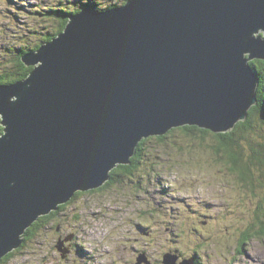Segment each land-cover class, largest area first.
<instances>
[{
	"label": "water",
	"instance_id": "water-1",
	"mask_svg": "<svg viewBox=\"0 0 264 264\" xmlns=\"http://www.w3.org/2000/svg\"><path fill=\"white\" fill-rule=\"evenodd\" d=\"M23 59L30 75L0 83V260L41 216L130 164L145 138L246 120L259 101L250 61L264 60V0L87 5Z\"/></svg>",
	"mask_w": 264,
	"mask_h": 264
},
{
	"label": "rangeland",
	"instance_id": "rangeland-1",
	"mask_svg": "<svg viewBox=\"0 0 264 264\" xmlns=\"http://www.w3.org/2000/svg\"><path fill=\"white\" fill-rule=\"evenodd\" d=\"M79 1L0 0V74L10 71L19 49L37 44L57 28L59 20L51 8L62 5L74 12ZM91 2L99 10L109 3H124L91 0L87 5ZM256 116L257 130L248 141L241 140L246 157L253 152L252 145L264 142V117ZM204 136L200 131L192 136L176 130L164 140L147 137L132 181L73 197L56 221L1 264H109L114 259L135 264L137 251L147 258L143 264L153 260L164 264L166 253L177 263L196 255L199 264H264V235L257 233L264 225V165L251 167L254 174L249 180L254 185L246 184L216 152V138ZM261 148L257 155L264 163ZM139 178L142 184L137 187ZM59 225L70 238L66 244L83 246L70 261L58 248ZM75 232L80 241L74 239ZM246 232L251 238L241 246Z\"/></svg>",
	"mask_w": 264,
	"mask_h": 264
},
{
	"label": "trees",
	"instance_id": "trees-1",
	"mask_svg": "<svg viewBox=\"0 0 264 264\" xmlns=\"http://www.w3.org/2000/svg\"><path fill=\"white\" fill-rule=\"evenodd\" d=\"M81 1L77 2V4L75 5V7H77V8H76V11H74V12H77L81 9L83 1H85V0H81ZM88 1H91V0H87L85 3L87 4ZM126 1L127 0H125L124 3H126ZM94 4H96V2H91L92 6ZM117 4H118V2H115L113 4L109 3L108 6L111 7L112 5H117ZM74 12H71V10L68 8H63L62 5H58L57 8L56 7L51 8L50 13L55 14L59 20V24H58L57 28H55L51 34H47L43 38V40L38 42L37 44H35L31 47L29 46V44H26L27 46L19 49V51L17 52V55L13 59L14 64L11 65L12 67L10 68V71L0 74V83L10 84V83H14V82L19 81V80L26 79L30 75V73L33 71L34 67L27 65L24 62L23 57L30 52L38 50L44 42H49V41L53 40L61 32H63V30L65 29V27L68 24L69 15L71 13H74ZM15 50H17V49H15ZM250 63L252 64L256 73L258 74V76L260 78V84H259V88H258V99H259V101H258V104L253 106L252 109L249 111L248 118L244 121H240L233 130L228 131V132L218 133V132L213 131L212 129L202 128L198 125H184V126H180L179 128H174V129L170 130L169 132H167L166 134L157 135V136H153V137H157L160 140H164L166 137H168L169 133L174 132L176 130H184L185 133L192 135V136L197 135V131H200L202 133L203 137H205L204 136L205 134L206 135L212 134V136H214L219 143V145L217 144L216 152L222 153L224 155L225 161L229 164V166H231L233 171H235L239 174V178L241 180L245 181L246 184L254 185L253 182L252 183L250 182L249 175L254 174L253 169H252L253 165H255V164L264 165L263 159L259 155H257L258 151H260V150L263 151L261 146L264 148V142H261L260 144L255 145V146L252 145L251 148H252L253 152L249 156L246 157V153H245L243 145L241 144V140L246 139L248 141L249 140V134L253 130L256 129V121H258L256 115L258 113H260L264 117V60L255 59V60L250 61ZM3 132H4V126L2 125V121L0 120V134H2ZM147 140H148V138H145L140 143V145L138 147V152H137L136 156L131 158L130 164H121V165L117 166L111 172L112 178L108 182H106L102 187L90 189L88 191H78L76 193V195L74 196V200L77 198V196H82L86 193L99 192L100 190H103L104 188L106 189L108 186H110L112 184L121 183L122 181H125V179L132 181V178L136 177V175L134 173L137 171V170H135L136 162L138 160L137 157H140V154L145 149V148H143V143H145V141H147ZM258 146H260V147H258ZM263 156H264V154H263ZM261 180H263V179H261ZM254 183H255V180H254ZM140 184H142L141 178H139V182L135 185H137V187H139V186H141ZM61 209H63V205H61V208L59 210L54 211L48 215L41 216L30 228H28L26 233H25V236H24L25 242L23 243V245L19 249H21L28 242V240L30 238L34 237L39 232L40 229L41 230L44 229L46 227V224L51 223L54 220L56 221L58 216H59V211ZM250 232H246L245 234H243L242 239L240 241L241 246H243L244 243L248 239L251 238V237H248ZM257 233L264 235V225H263L262 230L260 232L257 231ZM246 236H247V238H246ZM16 250H18V249H16ZM16 250H14V251L8 253L6 256H4L0 260V264L3 263L4 261H8L14 255ZM196 259L198 260L196 264H199L198 262H199L200 258H198L196 256ZM194 260H195V258H194Z\"/></svg>",
	"mask_w": 264,
	"mask_h": 264
},
{
	"label": "flooded vegetation",
	"instance_id": "flooded-vegetation-1",
	"mask_svg": "<svg viewBox=\"0 0 264 264\" xmlns=\"http://www.w3.org/2000/svg\"><path fill=\"white\" fill-rule=\"evenodd\" d=\"M123 1H125V0H123ZM72 202V201H71ZM71 202H69V203H67V204H63V209H66L67 207H68V205H70L71 204ZM61 208V207H60ZM59 214H60V211H59ZM59 227H61L60 225L58 226V243H60L61 241H63V248H67L68 250H69V252L67 253V254H63V258H65L66 259V261H70V257L71 256H73L74 254H76V251H77V253H79V254H81V251H82V247L83 246H81V245H78V243H73V242H71V243H67L66 244V242L64 241V240H70V238L68 237V238H66L65 237V233H66V230L65 229H63V233H62V231H61V229L59 228ZM77 233L78 232H75L74 233V239L76 240L77 239V241H80V240H78V236H77ZM141 253V251H137V252H135L134 253V258L136 259V260H138V258H139V254ZM193 257L195 258V260H194V263L193 264H196L197 263V259H196V255H193ZM191 259V258H190ZM135 264H138V262H139V260L138 261H135V260H132ZM158 261H155V260H153V262L152 263H154V264H156ZM109 264H120L119 263V261H117L116 259H114V261H112V262H110ZM143 264V263H142ZM165 264V263H164Z\"/></svg>",
	"mask_w": 264,
	"mask_h": 264
},
{
	"label": "clouds",
	"instance_id": "clouds-1",
	"mask_svg": "<svg viewBox=\"0 0 264 264\" xmlns=\"http://www.w3.org/2000/svg\"><path fill=\"white\" fill-rule=\"evenodd\" d=\"M85 5H87V4H83V5L81 6V8H82L83 6H85ZM89 5H91V4H89ZM117 5H118V4H117ZM120 5H122V4H120ZM91 6H92V5H91ZM112 6H114V5H112ZM112 6H111V7H112ZM106 8H109V6H107ZM106 8H105V9H106Z\"/></svg>",
	"mask_w": 264,
	"mask_h": 264
}]
</instances>
